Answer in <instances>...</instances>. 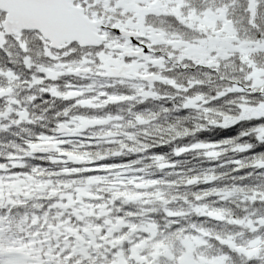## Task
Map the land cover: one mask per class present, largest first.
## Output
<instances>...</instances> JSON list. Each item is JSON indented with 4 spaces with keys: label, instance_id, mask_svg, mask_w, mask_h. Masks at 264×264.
<instances>
[{
    "label": "snow or ice",
    "instance_id": "1",
    "mask_svg": "<svg viewBox=\"0 0 264 264\" xmlns=\"http://www.w3.org/2000/svg\"><path fill=\"white\" fill-rule=\"evenodd\" d=\"M0 264H264V0H0Z\"/></svg>",
    "mask_w": 264,
    "mask_h": 264
},
{
    "label": "trees",
    "instance_id": "2",
    "mask_svg": "<svg viewBox=\"0 0 264 264\" xmlns=\"http://www.w3.org/2000/svg\"><path fill=\"white\" fill-rule=\"evenodd\" d=\"M235 134V130H231V131H217V132H213V133H201L199 134V137L201 139H220V138H224L225 136H229V135H234ZM164 151H169V149L165 148ZM174 159H191L190 156H183V157H179V158H175ZM192 163H196V161H192Z\"/></svg>",
    "mask_w": 264,
    "mask_h": 264
}]
</instances>
